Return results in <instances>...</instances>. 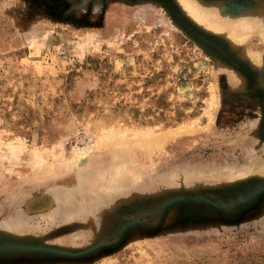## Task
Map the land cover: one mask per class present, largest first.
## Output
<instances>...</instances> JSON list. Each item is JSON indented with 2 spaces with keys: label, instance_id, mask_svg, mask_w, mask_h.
I'll return each instance as SVG.
<instances>
[{
  "label": "rangeland",
  "instance_id": "rangeland-1",
  "mask_svg": "<svg viewBox=\"0 0 264 264\" xmlns=\"http://www.w3.org/2000/svg\"><path fill=\"white\" fill-rule=\"evenodd\" d=\"M0 256L264 264V0H0Z\"/></svg>",
  "mask_w": 264,
  "mask_h": 264
},
{
  "label": "water",
  "instance_id": "water-1",
  "mask_svg": "<svg viewBox=\"0 0 264 264\" xmlns=\"http://www.w3.org/2000/svg\"><path fill=\"white\" fill-rule=\"evenodd\" d=\"M37 251H41L44 254L48 255L51 258H70V259H74V258H79V257H85L88 256L89 254H96L99 251L104 250V248L102 246H96L93 248H89L88 250H80L77 252H59V253H54L52 251H50L48 248L46 247H40V248H36L34 247ZM24 257V255L19 256V258ZM0 259H5V257L0 256Z\"/></svg>",
  "mask_w": 264,
  "mask_h": 264
}]
</instances>
